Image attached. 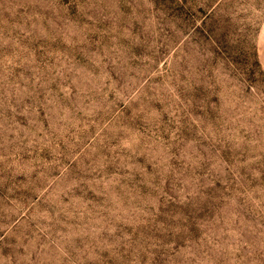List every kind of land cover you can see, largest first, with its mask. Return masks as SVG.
<instances>
[{
	"label": "rangeland",
	"instance_id": "obj_1",
	"mask_svg": "<svg viewBox=\"0 0 264 264\" xmlns=\"http://www.w3.org/2000/svg\"><path fill=\"white\" fill-rule=\"evenodd\" d=\"M0 264H264V0H0Z\"/></svg>",
	"mask_w": 264,
	"mask_h": 264
}]
</instances>
